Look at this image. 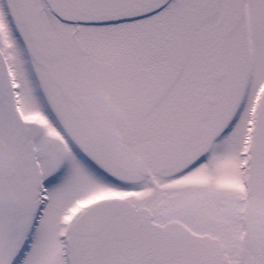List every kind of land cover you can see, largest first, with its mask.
<instances>
[{
  "label": "snow or ice",
  "instance_id": "1",
  "mask_svg": "<svg viewBox=\"0 0 264 264\" xmlns=\"http://www.w3.org/2000/svg\"><path fill=\"white\" fill-rule=\"evenodd\" d=\"M0 264H264V0H0Z\"/></svg>",
  "mask_w": 264,
  "mask_h": 264
}]
</instances>
